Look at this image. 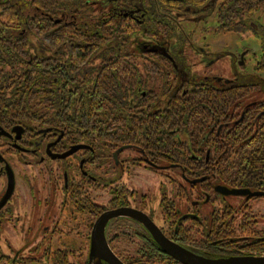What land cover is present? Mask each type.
Returning a JSON list of instances; mask_svg holds the SVG:
<instances>
[{
  "label": "flooded vegetation",
  "instance_id": "obj_1",
  "mask_svg": "<svg viewBox=\"0 0 264 264\" xmlns=\"http://www.w3.org/2000/svg\"><path fill=\"white\" fill-rule=\"evenodd\" d=\"M254 19L244 34L260 55L249 72L239 71L248 51L234 56L231 79L212 73L214 53L180 21L179 55L133 45L119 64L128 104L114 118L109 106L83 117L78 98V122L62 124L53 107L24 112L0 90V264H184L161 242L211 263L263 259L264 26Z\"/></svg>",
  "mask_w": 264,
  "mask_h": 264
},
{
  "label": "trees",
  "instance_id": "obj_2",
  "mask_svg": "<svg viewBox=\"0 0 264 264\" xmlns=\"http://www.w3.org/2000/svg\"><path fill=\"white\" fill-rule=\"evenodd\" d=\"M262 12L264 0H0V90L13 98L3 101L24 112L53 107L62 124L102 106L114 118L128 104L119 64L133 45L137 55L164 56L168 47L179 55L178 22L187 16L215 13L216 32L244 33Z\"/></svg>",
  "mask_w": 264,
  "mask_h": 264
},
{
  "label": "rangeland",
  "instance_id": "obj_3",
  "mask_svg": "<svg viewBox=\"0 0 264 264\" xmlns=\"http://www.w3.org/2000/svg\"><path fill=\"white\" fill-rule=\"evenodd\" d=\"M257 25L264 26V13H258L253 16ZM181 27L188 36V32L193 31L192 42L195 45L201 46L205 53H214V56L207 58L213 59V64H210L212 73H217L223 79H231L233 68L232 58L242 55L246 50L248 54L245 56V64L239 71H252L254 62L260 55V40L252 32L244 33H226L220 34L216 32V15L211 13L204 17H200L198 21H180ZM201 53V52H200ZM196 55L187 46L183 47V56L191 57ZM19 240H12V243L18 245Z\"/></svg>",
  "mask_w": 264,
  "mask_h": 264
},
{
  "label": "water",
  "instance_id": "obj_4",
  "mask_svg": "<svg viewBox=\"0 0 264 264\" xmlns=\"http://www.w3.org/2000/svg\"><path fill=\"white\" fill-rule=\"evenodd\" d=\"M70 153L67 152L65 154H63L61 156V158L67 156L68 154ZM110 216L107 215V217H102L100 218L97 223H96V226H95V231H97L99 233V236L97 235V242H102L104 243L103 241V238H102V228H103V224L106 222V220L109 218ZM158 242L160 243V241L158 240ZM161 246L162 248L169 252L171 255H173L175 258L179 259L180 261H182L184 264H228L227 262L225 261H216V262H209V261H203V260H200V259H195L196 257H194L193 255H190L188 254L187 252H184V251H177V250H174L172 252H170V249H169V246L163 244L161 242ZM114 261L116 262V264L119 262L117 260H115V258L113 256H111ZM252 263H256V264H264V258L263 259H252L251 260Z\"/></svg>",
  "mask_w": 264,
  "mask_h": 264
}]
</instances>
